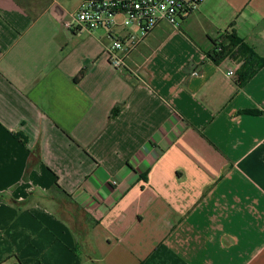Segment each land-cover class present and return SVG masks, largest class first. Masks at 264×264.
<instances>
[{"label": "crops", "instance_id": "crops-1", "mask_svg": "<svg viewBox=\"0 0 264 264\" xmlns=\"http://www.w3.org/2000/svg\"><path fill=\"white\" fill-rule=\"evenodd\" d=\"M70 1L0 0V263L264 264V62L239 86L206 55L234 33L264 61V22L162 21L118 70Z\"/></svg>", "mask_w": 264, "mask_h": 264}, {"label": "built area", "instance_id": "built-area-1", "mask_svg": "<svg viewBox=\"0 0 264 264\" xmlns=\"http://www.w3.org/2000/svg\"><path fill=\"white\" fill-rule=\"evenodd\" d=\"M204 0H83L63 20L65 29L92 31L103 28L111 43L106 48L109 64L118 70L125 67V57L160 23L178 27L181 19L191 14ZM123 34L114 35L115 29ZM218 44L223 39H217ZM197 73L194 72L193 75ZM227 76L234 77V70ZM113 184L117 182L112 181Z\"/></svg>", "mask_w": 264, "mask_h": 264}, {"label": "rangeland", "instance_id": "rangeland-1", "mask_svg": "<svg viewBox=\"0 0 264 264\" xmlns=\"http://www.w3.org/2000/svg\"><path fill=\"white\" fill-rule=\"evenodd\" d=\"M70 4L74 9V1ZM249 22H264V0H204L175 29L191 41L205 45L228 26H244Z\"/></svg>", "mask_w": 264, "mask_h": 264}, {"label": "trees", "instance_id": "trees-1", "mask_svg": "<svg viewBox=\"0 0 264 264\" xmlns=\"http://www.w3.org/2000/svg\"><path fill=\"white\" fill-rule=\"evenodd\" d=\"M224 42L222 44L217 43V39H212L214 46L208 51L206 55L215 64H219L228 56L242 58V64L238 70V83L239 86H243L250 78L256 73L257 69L264 62L260 60L240 38L234 33L226 34L224 36ZM242 113L261 114V111L255 109L242 110ZM7 259L0 264H6ZM20 264V263H18Z\"/></svg>", "mask_w": 264, "mask_h": 264}]
</instances>
